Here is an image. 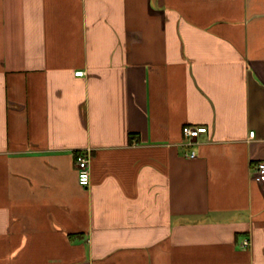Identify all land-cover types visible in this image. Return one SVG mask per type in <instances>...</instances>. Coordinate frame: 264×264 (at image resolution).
<instances>
[{
    "label": "crops",
    "instance_id": "1",
    "mask_svg": "<svg viewBox=\"0 0 264 264\" xmlns=\"http://www.w3.org/2000/svg\"><path fill=\"white\" fill-rule=\"evenodd\" d=\"M259 161L264 0H0V264H264Z\"/></svg>",
    "mask_w": 264,
    "mask_h": 264
},
{
    "label": "built area",
    "instance_id": "2",
    "mask_svg": "<svg viewBox=\"0 0 264 264\" xmlns=\"http://www.w3.org/2000/svg\"><path fill=\"white\" fill-rule=\"evenodd\" d=\"M76 75H82L83 71H76ZM182 134L190 142L193 139H196L200 134L207 131L206 126L204 125H194V124H185L181 128ZM254 134L253 131L249 132V137H252ZM195 153L192 151L190 156H194ZM90 154L89 150L85 152L78 153L75 157V167L77 174V181L80 185L87 187L90 184ZM253 174L257 178H264V161H259L253 166Z\"/></svg>",
    "mask_w": 264,
    "mask_h": 264
}]
</instances>
